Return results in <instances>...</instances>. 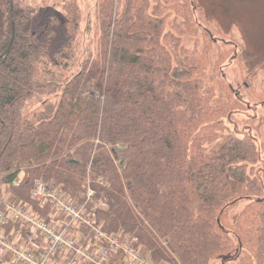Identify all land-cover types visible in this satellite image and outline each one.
Returning a JSON list of instances; mask_svg holds the SVG:
<instances>
[{"label": "trees", "instance_id": "obj_1", "mask_svg": "<svg viewBox=\"0 0 264 264\" xmlns=\"http://www.w3.org/2000/svg\"><path fill=\"white\" fill-rule=\"evenodd\" d=\"M60 1L0 0V198L34 203L36 178L71 198L92 189L108 202L103 229L136 235L167 264L226 258L237 249L229 230L239 264H264L257 144L228 130L236 102L224 78L220 91L208 84L209 50L183 48L187 7L174 2L173 31L170 0H98L87 19Z\"/></svg>", "mask_w": 264, "mask_h": 264}, {"label": "rangeland", "instance_id": "obj_2", "mask_svg": "<svg viewBox=\"0 0 264 264\" xmlns=\"http://www.w3.org/2000/svg\"><path fill=\"white\" fill-rule=\"evenodd\" d=\"M45 6L55 0H33ZM60 0H57V3ZM87 19L96 9L98 0H76ZM187 7L185 13H179L178 26L184 14H191L193 29L183 36L184 49H208L210 62L207 63L208 84L220 91L218 83L225 79L230 84L233 100L236 102L229 117H226L228 130L238 136L250 135L256 142L259 161L255 175H264V0H170L167 14L168 27L173 31L178 10L174 2ZM61 2V1H60ZM60 2L58 5H60ZM3 8L0 6V32ZM63 11L64 9L59 8ZM165 13V12H162ZM83 22L86 31V20ZM182 35V34H181ZM78 42H83V36ZM82 45V44H81ZM230 95V94H229ZM6 193V192H5ZM251 198L238 200L230 208L226 223L234 224L239 214L249 204ZM236 240L233 253L213 260L212 264H239L242 247L232 231H228ZM230 235V237H231ZM241 263V262H240ZM249 261L247 262V264ZM253 264H255L253 262Z\"/></svg>", "mask_w": 264, "mask_h": 264}, {"label": "built area", "instance_id": "obj_3", "mask_svg": "<svg viewBox=\"0 0 264 264\" xmlns=\"http://www.w3.org/2000/svg\"><path fill=\"white\" fill-rule=\"evenodd\" d=\"M23 176L13 180L21 185ZM71 198L54 180L36 178L32 203L13 192L0 198V264H167L131 234L107 232L98 211L107 201Z\"/></svg>", "mask_w": 264, "mask_h": 264}]
</instances>
